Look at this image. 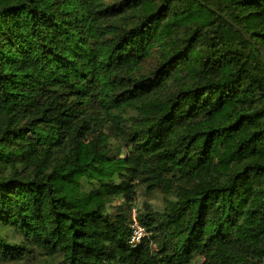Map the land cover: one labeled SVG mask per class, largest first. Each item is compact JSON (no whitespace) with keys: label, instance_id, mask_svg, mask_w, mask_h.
Here are the masks:
<instances>
[{"label":"trees","instance_id":"obj_1","mask_svg":"<svg viewBox=\"0 0 264 264\" xmlns=\"http://www.w3.org/2000/svg\"><path fill=\"white\" fill-rule=\"evenodd\" d=\"M8 263L264 264V0H0Z\"/></svg>","mask_w":264,"mask_h":264},{"label":"rangeland","instance_id":"obj_2","mask_svg":"<svg viewBox=\"0 0 264 264\" xmlns=\"http://www.w3.org/2000/svg\"><path fill=\"white\" fill-rule=\"evenodd\" d=\"M134 107V113L135 114H141V115H149L153 114L155 112V109L153 107V103L151 102H144L141 100H136L133 102ZM37 151H33L29 147H18L15 151L16 154H25L26 159L28 162H32L36 159H45L50 158V155L46 154L45 151H41V154H38ZM93 154L86 148V146L81 145L77 151L76 158L82 162L85 163L89 161L92 158ZM122 200L116 201L114 204L119 205L121 204ZM164 204V198L160 193H154V194H147L146 191L141 188L138 189L137 196L135 198V203L133 204V213L135 215V218L137 219V210L140 209H146V206H153L154 209H159ZM9 264V263H8ZM14 264V263H12Z\"/></svg>","mask_w":264,"mask_h":264},{"label":"built area","instance_id":"obj_3","mask_svg":"<svg viewBox=\"0 0 264 264\" xmlns=\"http://www.w3.org/2000/svg\"><path fill=\"white\" fill-rule=\"evenodd\" d=\"M133 221H134L132 225L133 237H132L131 243L135 246L146 235V230L142 225L139 224L134 214H133Z\"/></svg>","mask_w":264,"mask_h":264}]
</instances>
